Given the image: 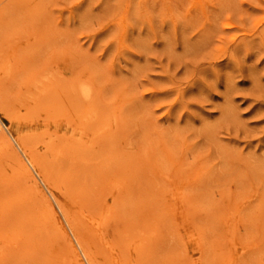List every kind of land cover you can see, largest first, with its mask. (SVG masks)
Here are the masks:
<instances>
[{
	"label": "rangeland",
	"instance_id": "rangeland-1",
	"mask_svg": "<svg viewBox=\"0 0 264 264\" xmlns=\"http://www.w3.org/2000/svg\"><path fill=\"white\" fill-rule=\"evenodd\" d=\"M1 132L0 264H264V0H0Z\"/></svg>",
	"mask_w": 264,
	"mask_h": 264
},
{
	"label": "bare ground",
	"instance_id": "bare-ground-1",
	"mask_svg": "<svg viewBox=\"0 0 264 264\" xmlns=\"http://www.w3.org/2000/svg\"><path fill=\"white\" fill-rule=\"evenodd\" d=\"M51 78V77H50ZM36 87V86H35ZM78 95H79V97H81L82 99H84V100H91L92 99V89H91V87L90 86H88V84L87 85H80V87H79V89H78V93H77ZM93 113V112H92ZM91 113V114H92ZM90 113H89V115H90V117H87L86 118V120L87 121H93L94 120V116L93 115H91ZM82 132L81 133H79V136L80 137H82L83 138V136L85 137V138H87V136H88V134L84 131V130H81ZM0 135H1V138H3V140L5 141V143L7 144V146H11L10 145V143H9V141L7 140V138H6V136L1 132L0 133ZM114 136V135H113ZM10 137V136H9ZM114 139V138H113ZM92 143V142H91ZM94 145V144H93ZM23 150V153L25 154V156L27 155V151L26 150H24V149H22ZM101 151V150H100ZM27 157V156H26ZM30 158V157H29ZM29 165V166H28ZM28 167H30V168H32V169H34L35 170V172H36V174L37 175H39V170H38V172L36 171V163H34L31 159H29L28 160ZM31 171V170H30ZM28 173H29V175H30V177L28 178V179H30V180H28L30 183H32L33 184V186L34 185H38V181H37V179L35 178V176H33L29 171H28ZM58 173V172H57ZM28 175V176H29ZM42 182H43V180L41 179V177L39 178ZM35 187V186H34ZM37 189H39V188H37ZM35 190V189H34ZM40 191V194H42L41 193V190H39ZM61 191V190H60ZM78 191V190H77ZM31 193H32V191H31ZM44 196V195H43ZM23 197V196H22ZM45 197V196H44ZM46 198V197H45ZM53 198V197H52ZM72 198V197H71ZM29 200V199H28ZM55 200V199H54ZM18 201V200H17ZM30 202V201H29ZM45 202V201H44ZM22 203V202H21ZM47 204H49V203H47ZM46 204V205H47ZM40 205V204H39ZM49 206L50 207H52V205L51 204H49ZM48 207V206H47ZM57 207H58V209L59 210H61L62 211V207H61V205L60 204H58L57 203ZM10 208V207H9ZM24 209H25V207H24ZM50 209V208H49ZM48 212H49V210H48ZM106 212H108V209H106ZM21 216V215H20ZM7 217V216H6ZM22 217V216H21ZM31 217H32V215H31ZM42 218H44V217H42ZM45 219V218H44ZM67 220V219H66ZM9 221V220H8ZM40 221V220H39ZM29 222V221H28ZM48 222V221H47ZM66 222V221H65ZM37 226V225H36ZM34 227V226H33ZM40 227V226H39ZM41 229V228H40ZM58 238V237H57ZM135 238V237H134ZM156 238V237H155ZM30 239V238H29ZM28 239V240H29ZM3 241V240H2ZM124 241V240H123ZM56 242V241H55ZM37 245V244H36ZM35 246V245H34ZM119 246V245H118ZM29 251H30V249H28ZM49 250V249H48ZM32 251V250H31ZM52 251V250H51ZM82 252H83V255H84V257L86 258V260H87V262H88V264H92L91 263V259L89 258V256L87 255V253L82 249ZM25 254V253H24ZM39 254H40V252H39ZM36 255V254H35ZM34 255V256H35ZM23 256V255H22ZM24 257V256H23ZM48 257V256H47ZM16 258V257H15ZM19 259V258H18ZM50 259V258H49ZM78 260V259H77ZM77 260H75L76 261V263L78 264L79 263V261H77ZM51 261V260H50Z\"/></svg>",
	"mask_w": 264,
	"mask_h": 264
}]
</instances>
